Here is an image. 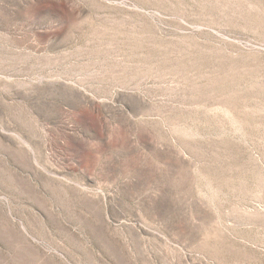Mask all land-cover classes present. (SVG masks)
<instances>
[{"label": "rangeland", "instance_id": "rangeland-1", "mask_svg": "<svg viewBox=\"0 0 264 264\" xmlns=\"http://www.w3.org/2000/svg\"><path fill=\"white\" fill-rule=\"evenodd\" d=\"M0 264H264V0H0Z\"/></svg>", "mask_w": 264, "mask_h": 264}]
</instances>
